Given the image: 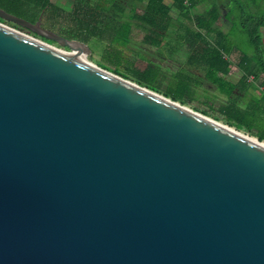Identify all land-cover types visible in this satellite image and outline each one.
I'll list each match as a JSON object with an SVG mask.
<instances>
[{
	"label": "water",
	"instance_id": "obj_1",
	"mask_svg": "<svg viewBox=\"0 0 264 264\" xmlns=\"http://www.w3.org/2000/svg\"><path fill=\"white\" fill-rule=\"evenodd\" d=\"M0 264H264V145L0 23Z\"/></svg>",
	"mask_w": 264,
	"mask_h": 264
},
{
	"label": "rangeland",
	"instance_id": "obj_2",
	"mask_svg": "<svg viewBox=\"0 0 264 264\" xmlns=\"http://www.w3.org/2000/svg\"><path fill=\"white\" fill-rule=\"evenodd\" d=\"M50 1L58 10L53 16L41 11L38 15L41 16V25L67 39L85 43L89 52L87 55L79 53L83 54L88 62L125 76L137 84L141 81L157 93L167 94L169 98L175 97L184 102L178 101L179 103L202 114L206 113L204 115L219 123L232 126L257 139V136L264 137V97L258 98L253 93L258 91L254 87L256 84L249 83L254 90L245 95L233 94L228 98L223 94L217 96V93L207 91L206 85L203 84L205 80L201 82L200 74H203L201 69L204 64L198 66L196 63L201 60L200 52L212 55L218 53L222 57H234L240 62L241 70L254 68V71H261L260 55L256 53V47L242 21L249 12L248 8L253 9L251 12L254 14L263 13L264 0H191L193 5L191 9L188 8L189 17L171 0H165L170 6L172 22L167 31L155 33L146 32L148 28H144L137 18L143 11L141 3H123V10L112 7L98 18V28L75 31L78 24L76 18H80L83 13L79 6L85 5L87 0ZM213 3H217L222 12L219 30H201L197 27L195 18L203 12L206 13L208 9L204 10ZM227 9L230 13L225 18ZM24 18L31 20L30 17ZM121 21L132 25L119 28ZM0 23L65 53L73 51L68 46L11 20L0 17ZM260 31L264 40V26L260 27ZM198 32L200 36L196 34ZM76 33L80 35L79 38ZM227 104L229 108L223 111L222 107Z\"/></svg>",
	"mask_w": 264,
	"mask_h": 264
},
{
	"label": "trees",
	"instance_id": "obj_3",
	"mask_svg": "<svg viewBox=\"0 0 264 264\" xmlns=\"http://www.w3.org/2000/svg\"><path fill=\"white\" fill-rule=\"evenodd\" d=\"M131 1V2H130ZM87 0L85 5L81 4L79 6L80 10L83 11L81 17L76 18L78 24H76L75 31L85 30L87 28H92L89 30H94L98 28L97 21L98 18L112 9V7H117L123 10V3L136 5L141 3L143 6V11L137 15V18L144 28H148L147 31L155 32H165L170 28L172 18L170 16V6L165 0ZM174 5H176L183 14L189 17L188 8L191 9L193 3L191 0H171ZM207 1V0H201ZM188 3V4H187ZM86 6V7H85ZM0 7L4 10L13 13L21 17H30L31 20L37 19L39 13L43 11L49 16H53L57 12L58 7H56L50 0H0ZM185 9V11H183ZM208 9V10H207ZM207 10V11H206ZM253 10V9H252ZM251 9L248 8V14H246L245 19L242 21L246 25V31L255 45L256 53L260 55V63L262 72H264V40L261 35L260 27L264 26V12L261 14H254ZM204 11L206 13H201L196 16L195 23L197 27L201 30L218 31L221 24V9L217 3H213L206 8ZM230 10L227 9L225 12V18L229 15ZM27 15V16H26ZM26 19V18H25ZM29 20V21H31ZM106 24V23H105ZM125 25L131 26L132 23L127 21L119 22L118 27L122 28ZM85 28V29H84ZM78 34V33H76ZM200 36V33H196ZM79 34L76 37L79 38ZM222 43V42H219ZM218 57L222 60V56L217 53ZM224 61V60H222ZM125 77V76H123ZM140 85L145 86V84L139 81ZM147 86V85H146ZM148 87V86H147ZM150 88V87H148ZM152 89V88H150ZM165 96H169L164 94ZM171 99L180 101L179 99L170 96ZM181 103H184L180 101ZM204 113V112H203ZM206 114V113H204ZM232 125H235L231 123ZM236 126V125H235ZM237 127V126H236ZM238 128V127H237ZM248 132H250L248 130ZM259 140H264V137L257 136Z\"/></svg>",
	"mask_w": 264,
	"mask_h": 264
},
{
	"label": "crops",
	"instance_id": "obj_4",
	"mask_svg": "<svg viewBox=\"0 0 264 264\" xmlns=\"http://www.w3.org/2000/svg\"><path fill=\"white\" fill-rule=\"evenodd\" d=\"M201 53V60L196 61L197 65L204 64L199 67L203 74H200L201 82L204 81V85L207 87V91L217 93L215 95L222 96V94L228 98L233 94L245 95L254 90V87L258 91H254L256 97H264V72L253 70H241L240 62L234 57L226 56L222 57V61L216 53ZM229 58L230 60H227ZM249 83H255L254 87H251ZM228 104L222 107V110L228 109Z\"/></svg>",
	"mask_w": 264,
	"mask_h": 264
},
{
	"label": "bare ground",
	"instance_id": "obj_5",
	"mask_svg": "<svg viewBox=\"0 0 264 264\" xmlns=\"http://www.w3.org/2000/svg\"><path fill=\"white\" fill-rule=\"evenodd\" d=\"M37 20V19H36ZM66 53H68V55H70V56H72V57H74V58H78V59H80V60H85V61H87V59L85 58V56L83 55V54H81V53H79V51H70V52H66ZM223 125H225V124H223ZM227 128H229V129H231V130H235V131H237V132H239V133H243V134H245V135H247L248 137H250L251 139H254L255 141H257V142H259L260 144H262V145H264V140H259V139H257L256 137H254L253 135L251 136V135H249V134H246L245 132H243V131H240V130H237L236 128H234V127H232V126H229V125H225Z\"/></svg>",
	"mask_w": 264,
	"mask_h": 264
},
{
	"label": "flooded vegetation",
	"instance_id": "obj_6",
	"mask_svg": "<svg viewBox=\"0 0 264 264\" xmlns=\"http://www.w3.org/2000/svg\"><path fill=\"white\" fill-rule=\"evenodd\" d=\"M36 21V19H34V20H31V22H35Z\"/></svg>",
	"mask_w": 264,
	"mask_h": 264
}]
</instances>
